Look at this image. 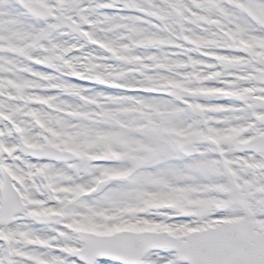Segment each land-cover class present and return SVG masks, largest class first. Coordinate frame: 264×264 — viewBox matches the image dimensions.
<instances>
[{
	"label": "snow or ice",
	"instance_id": "6c2138e0",
	"mask_svg": "<svg viewBox=\"0 0 264 264\" xmlns=\"http://www.w3.org/2000/svg\"><path fill=\"white\" fill-rule=\"evenodd\" d=\"M0 264H264V0H0Z\"/></svg>",
	"mask_w": 264,
	"mask_h": 264
}]
</instances>
